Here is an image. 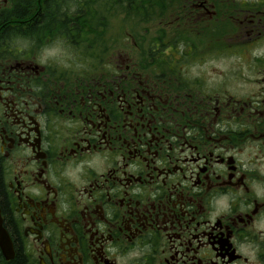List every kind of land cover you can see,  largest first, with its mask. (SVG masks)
<instances>
[{
	"label": "flooded vegetation",
	"instance_id": "obj_1",
	"mask_svg": "<svg viewBox=\"0 0 264 264\" xmlns=\"http://www.w3.org/2000/svg\"><path fill=\"white\" fill-rule=\"evenodd\" d=\"M0 264H264V0H0Z\"/></svg>",
	"mask_w": 264,
	"mask_h": 264
},
{
	"label": "rangeland",
	"instance_id": "obj_2",
	"mask_svg": "<svg viewBox=\"0 0 264 264\" xmlns=\"http://www.w3.org/2000/svg\"><path fill=\"white\" fill-rule=\"evenodd\" d=\"M119 29H120V27L115 23L113 25V33L119 31ZM113 45H114L113 50H118L120 48V46H119L120 43H118V42L113 43Z\"/></svg>",
	"mask_w": 264,
	"mask_h": 264
}]
</instances>
